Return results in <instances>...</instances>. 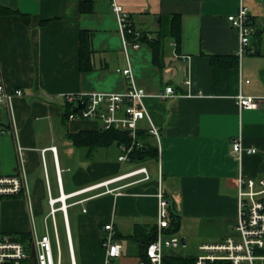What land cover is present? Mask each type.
Here are the masks:
<instances>
[{"label":"crops","instance_id":"obj_1","mask_svg":"<svg viewBox=\"0 0 264 264\" xmlns=\"http://www.w3.org/2000/svg\"><path fill=\"white\" fill-rule=\"evenodd\" d=\"M116 1L140 33L155 40L159 29L165 32L159 59L146 41L139 40L137 48L127 51L133 80L145 90L143 103L159 129L160 166L157 156L118 160V144L88 149L75 145L68 135L100 129V122L64 118L65 93H120L130 83L121 72L127 59L111 0H0L17 11L0 16V82L7 89L22 90L13 98L12 116L24 148L29 196V202L24 192L1 198V228L43 234L48 194L58 196L61 185L62 194H68L64 203L75 264H104V222L111 221L122 234H131L135 223L155 224L159 171L169 206L181 217L174 234L185 247V237L192 238L185 219L199 222L197 253L198 245L234 234L237 176H264V0H246L254 32L240 58L237 32L227 19L236 12L237 0ZM173 16L177 38L167 32ZM81 33L89 39L84 63ZM168 85L173 93L160 96ZM239 92L255 96L257 107L239 108ZM8 123L9 112L3 108L0 125ZM147 125L145 118L138 122L146 132ZM237 136L242 146H253L255 152L243 151L237 158L231 149ZM145 139L157 149L148 132ZM142 166L148 178L143 172L124 175ZM19 168L13 136L4 134L0 176L17 175ZM43 212L44 231L39 233L33 215ZM62 226L65 233L63 217ZM118 240L121 251L111 262L133 264L138 259L136 243Z\"/></svg>","mask_w":264,"mask_h":264},{"label":"built area","instance_id":"obj_2","mask_svg":"<svg viewBox=\"0 0 264 264\" xmlns=\"http://www.w3.org/2000/svg\"><path fill=\"white\" fill-rule=\"evenodd\" d=\"M111 8L116 17L118 30L121 34L122 50L126 56V67L121 69L125 77L129 79V86L124 92H80L65 93L63 95L65 102L77 105V101H84L81 108H75L67 116V119L73 118H93L100 122V128H116L124 130L130 138L128 146L121 145V152L118 160H128L129 153L134 146L140 144L137 140L138 122L145 118L148 122L147 132L157 141V157L160 166V145L159 129L152 122L148 110L143 103V96L146 94L142 87L135 84L131 71V65L128 61V48H137L140 44L138 37L141 33L134 28L129 13L116 0H111ZM227 19L232 23L237 32L236 55L238 58L245 53L249 47L250 36L254 32L250 20V10L246 0H237L236 12L227 15ZM130 35V38L127 37ZM171 85L165 86L160 96L172 94ZM20 88L7 89L0 82V110L3 108L9 112L8 126L0 125V138L4 134H11L15 141L18 162L20 164L17 175L0 176V204L3 196L16 195L24 192L25 199L29 202V196L26 194V177L22 167L24 148L18 143L17 128L12 116V103L14 96L21 95ZM235 102L239 108H256L258 101L255 96L237 93ZM51 149L55 153V147ZM232 152L237 158L241 153L255 152V147L242 146L241 138L237 136L231 143ZM158 166V167H159ZM139 172L144 173V178H148L147 170L144 166L136 168L124 175L129 176ZM236 221L233 227L234 234L226 236L218 242H205L198 245L199 253L193 264H205L206 261L216 259H225L229 264H264V176L259 178L244 177L239 174L236 179ZM62 194L60 185V194L56 197L48 194L49 210L45 219L49 216L52 224V239L46 229L41 235L31 232L30 240L27 244L13 239L11 234L1 228L0 212V264L11 262L20 264L23 259H32L33 264H63L60 249L58 229L55 221V211L61 210L66 244L68 248L69 264H75L71 236L67 223V212L64 203L65 196ZM156 220L155 238L150 241L145 248L146 259L138 258L133 264H161L162 252L165 248H177L185 245L181 238L176 234H166L165 229L170 222V201L165 196L161 183V175L157 177L156 182ZM60 200V205H55ZM101 247L104 252V264H110L112 259L118 257L121 251V242L115 236V227L112 222L102 224Z\"/></svg>","mask_w":264,"mask_h":264},{"label":"trees","instance_id":"obj_3","mask_svg":"<svg viewBox=\"0 0 264 264\" xmlns=\"http://www.w3.org/2000/svg\"><path fill=\"white\" fill-rule=\"evenodd\" d=\"M17 12L14 9H11L8 6L0 4V16L7 15ZM174 17V16H173ZM172 17L171 24L167 30L169 35L177 38V20ZM156 39L153 40L144 34L138 37L139 40L148 42L153 49L154 59H159L160 48H162L161 39L163 38L165 32L162 29L158 30ZM130 38V36H129ZM88 37L85 34L81 33L80 37V58L81 61L88 62L89 58V48H88ZM237 56V55H236ZM235 56V57H236ZM212 61H215V58L212 57ZM73 105L70 102L64 103L63 117L67 118L68 114L73 111ZM72 142L75 145H83L88 149L95 148L97 146H107L112 143L118 144L119 146L124 145L128 146L130 144V138L127 136L126 131L119 130L116 128H100L97 130H82L75 133L68 134ZM147 132L143 129L137 130V140L140 142L139 145L134 146L131 152L129 153V159L131 160H145L150 157L157 156V149L155 145H151L146 141ZM170 210V222L169 226L165 229L166 234L175 233L181 222L180 214L173 210L172 206H169ZM155 224L145 225L135 223L132 228L131 234H122L115 229V236L118 239H127L130 238L138 247V258L146 259L145 248L146 245L155 238L156 228ZM11 234L13 239L19 240L24 244H27L30 240L31 233L29 231H19V232H8ZM185 245L180 244L177 248H165L162 252L161 264H193L197 256V252L191 253L185 250ZM75 253V250H74ZM32 259V256H31ZM31 259H23L20 264H33ZM6 264H12L7 262ZM205 264H229L228 260L225 259H216L214 261H206Z\"/></svg>","mask_w":264,"mask_h":264},{"label":"rangeland","instance_id":"obj_4","mask_svg":"<svg viewBox=\"0 0 264 264\" xmlns=\"http://www.w3.org/2000/svg\"><path fill=\"white\" fill-rule=\"evenodd\" d=\"M49 209V206L47 205V210ZM46 212H43L39 215H33V221L35 222V227H36V230L41 233L44 231V224H43V215L45 214ZM55 221H56V224H57V229H58V234H59V241H60V249L62 251V255H63V263L65 264H68V254H67V247H66V239H65V233H64V230H63V226H62V215L61 213H56L55 214ZM194 219V220H193ZM186 218L185 219V225L187 227L190 226V228L192 229V232H191V235H192V238L189 239L188 237H185V241H186V251L188 252H191V253H194L197 251V248H196V245L198 243V240H200L197 235L199 234V222L196 223V219L195 218ZM50 217H48L47 219V230H48V233L52 239V227H51V223H50ZM70 227H71V230L73 229V224L70 222ZM203 228V227H201ZM233 235V234H231ZM72 239H73V243H74V237L72 235ZM216 239H219L216 238ZM216 239H213V240H207V241H216ZM76 247H75V243H74V250H75V254L77 255V251H76ZM264 263V261H262ZM256 264H258V261L256 260L255 261ZM110 264H115L113 262H111Z\"/></svg>","mask_w":264,"mask_h":264},{"label":"water","instance_id":"obj_5","mask_svg":"<svg viewBox=\"0 0 264 264\" xmlns=\"http://www.w3.org/2000/svg\"><path fill=\"white\" fill-rule=\"evenodd\" d=\"M176 66H177V73L180 74V76H181L182 75V69H181L179 64H176ZM83 105H84V101H77V105L73 106L72 109L81 108ZM181 242H183L182 239H181Z\"/></svg>","mask_w":264,"mask_h":264}]
</instances>
